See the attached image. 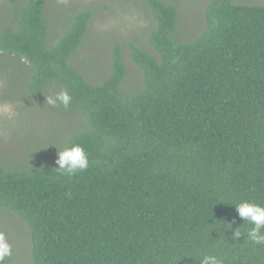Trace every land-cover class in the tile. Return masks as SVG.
<instances>
[{
	"label": "trees",
	"instance_id": "trees-1",
	"mask_svg": "<svg viewBox=\"0 0 264 264\" xmlns=\"http://www.w3.org/2000/svg\"><path fill=\"white\" fill-rule=\"evenodd\" d=\"M144 1L157 56L130 45L144 78L133 94L122 88L121 45L101 84L71 66L91 10L51 45L47 0L15 6L0 53L29 65L31 95L51 85L71 95L67 109L89 130L69 148L83 147L89 167L69 175L56 164H0V209L29 226L34 264H201L205 255L264 264V245L248 239L253 225L234 207H264V4L212 0L203 35L180 42L177 7Z\"/></svg>",
	"mask_w": 264,
	"mask_h": 264
},
{
	"label": "rangeland",
	"instance_id": "rangeland-1",
	"mask_svg": "<svg viewBox=\"0 0 264 264\" xmlns=\"http://www.w3.org/2000/svg\"><path fill=\"white\" fill-rule=\"evenodd\" d=\"M164 1L178 9L174 35L177 40L191 42L203 35L205 10L212 0ZM25 2L0 0V30L16 28L12 18L14 8ZM235 3L263 5L264 0H235ZM84 10H91L93 18L86 38L70 59L71 66L90 83L101 84L111 74L113 48L121 45L127 66L122 88L127 94L140 90L143 72L130 58V45L157 56L149 42L157 28L149 6L144 0H47L45 17L51 45L64 36L73 15ZM30 75L26 62L0 53V107L11 105L13 110L11 115L0 113V164L7 169L58 165L59 151L69 148L78 133L89 130L81 113L47 103L49 97L60 92L57 85L31 95ZM0 232L6 235L12 249L8 264H34L27 223L13 212L0 209Z\"/></svg>",
	"mask_w": 264,
	"mask_h": 264
},
{
	"label": "clouds",
	"instance_id": "clouds-1",
	"mask_svg": "<svg viewBox=\"0 0 264 264\" xmlns=\"http://www.w3.org/2000/svg\"><path fill=\"white\" fill-rule=\"evenodd\" d=\"M72 97L67 91H60L53 97L47 99V103L56 107L63 105L68 108L71 105ZM12 106L4 105L0 107V113L12 114ZM59 165V171L69 175L77 171L86 170L89 167L88 154L80 145H74L71 148L59 151V159L56 161ZM239 212V216L247 223L253 225L247 233L248 239L258 245H264V207H261L250 201H242L234 205ZM241 233L237 230L234 233V239L240 238ZM12 249L7 242L6 235L0 232V264H5L11 256ZM201 264H224L223 257L217 255H205Z\"/></svg>",
	"mask_w": 264,
	"mask_h": 264
}]
</instances>
